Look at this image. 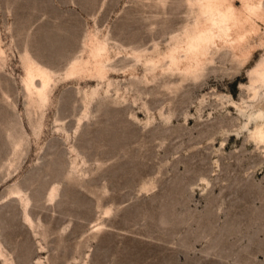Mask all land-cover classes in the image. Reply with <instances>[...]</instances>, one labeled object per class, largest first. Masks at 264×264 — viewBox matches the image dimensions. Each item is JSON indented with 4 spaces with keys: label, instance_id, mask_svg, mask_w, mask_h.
I'll return each instance as SVG.
<instances>
[{
    "label": "rangeland",
    "instance_id": "obj_1",
    "mask_svg": "<svg viewBox=\"0 0 264 264\" xmlns=\"http://www.w3.org/2000/svg\"><path fill=\"white\" fill-rule=\"evenodd\" d=\"M192 1L0 0V264H264V146L239 110L264 113V23L194 81L149 70L201 19ZM99 45L109 87L67 75ZM28 61L52 75L42 106Z\"/></svg>",
    "mask_w": 264,
    "mask_h": 264
},
{
    "label": "bare ground",
    "instance_id": "obj_2",
    "mask_svg": "<svg viewBox=\"0 0 264 264\" xmlns=\"http://www.w3.org/2000/svg\"><path fill=\"white\" fill-rule=\"evenodd\" d=\"M200 1L201 19L194 24L195 26L191 30L182 34L181 37L174 38L165 51L160 52L155 49L151 57L148 59L144 58L145 66L149 70L160 69L164 74L177 76L181 82L185 80L194 81L203 73L208 64L213 63L212 56L222 48H228L231 52H234L237 60L238 57L248 55L251 40L259 35L257 21L264 23L262 0H241V8L239 10L235 9L234 4L230 0ZM192 2H195V0ZM112 59L109 49L104 45H99L90 55L86 64L79 60L71 63L72 65L67 75L71 76L83 71H89L101 81H107V86L109 87L110 82L107 79V72L110 69L108 64L111 63ZM138 59H141V57L138 56ZM251 76L249 90L253 93V99L260 100L264 94L260 95L257 93L255 84L260 85V87H263L262 90H264V57L253 69ZM36 82H39V86L36 85ZM52 83L53 79L50 72L41 68L35 62L28 61L24 88L28 102L33 107L42 106L47 102ZM96 95L97 89L91 92V99ZM239 108L240 113L247 117V123L244 127L247 128L249 124H253V129L250 131L251 138L256 144L264 146L263 111L261 109L254 111L255 106ZM248 109L252 111L249 113L247 112ZM20 145L21 141L14 143L13 155L17 156ZM55 191L54 189L50 193L51 197L55 195ZM10 195L18 197L24 208L27 206V200L20 189L13 190ZM26 219L31 223L27 216ZM0 257H3L1 252ZM37 264H39V261Z\"/></svg>",
    "mask_w": 264,
    "mask_h": 264
}]
</instances>
